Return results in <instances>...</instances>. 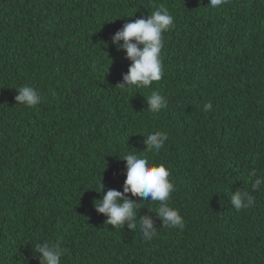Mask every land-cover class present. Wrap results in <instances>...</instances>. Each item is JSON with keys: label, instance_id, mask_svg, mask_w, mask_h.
Returning a JSON list of instances; mask_svg holds the SVG:
<instances>
[{"label": "trees", "instance_id": "16d2710c", "mask_svg": "<svg viewBox=\"0 0 264 264\" xmlns=\"http://www.w3.org/2000/svg\"><path fill=\"white\" fill-rule=\"evenodd\" d=\"M208 4L0 0V264H39L35 243L58 240L61 264H264V185L252 190L249 177L264 176V0ZM160 5L175 25L163 33V76L121 89L131 61L111 38ZM25 84L42 95L35 108L14 99ZM152 90L168 100L158 114ZM157 130L168 140L152 153L144 142ZM129 151L171 172L183 229L130 193L152 240L96 211L102 193L123 190ZM238 190L251 208L232 207Z\"/></svg>", "mask_w": 264, "mask_h": 264}, {"label": "clouds", "instance_id": "9594fccd", "mask_svg": "<svg viewBox=\"0 0 264 264\" xmlns=\"http://www.w3.org/2000/svg\"><path fill=\"white\" fill-rule=\"evenodd\" d=\"M226 4L227 0H209L208 6L219 10ZM174 26L173 15L164 5H160L150 15L125 23L112 36L111 43L116 45L117 50L123 49L126 58L131 61L127 73L122 76V82L117 84L121 89H148L154 82L161 80L163 76V33L170 31ZM120 41L123 43H119ZM17 93L14 99L18 105L35 108L41 103L42 95L30 85L19 86ZM146 101L147 110L152 114H158L161 110L168 108L167 98L155 90L151 91ZM210 110L211 102L205 103L203 111ZM167 140L168 134L157 130L148 133L144 143L149 152L159 153ZM122 160L126 162V179L123 183V190H108L102 193L101 199L94 201L96 211L107 217L105 223L119 229L125 221L131 229H137L139 225L138 230L147 241L158 235L149 217L136 219L137 212L142 205L129 199L126 194L130 193L132 196L146 198L147 202L156 204L154 209L149 210L157 214L163 227L183 229V217L169 203L170 195L175 191V187L170 179L171 172L166 166L162 163L150 162L146 156L135 151H129ZM249 177L253 180L252 190H261V185H264V176L257 175L255 170H250ZM101 191L100 183L99 191L96 192ZM229 199L232 207L238 212L254 205V198L248 191L238 190L234 194L231 193ZM33 250L40 254L39 264H61V258L66 251L59 240L55 243L36 242Z\"/></svg>", "mask_w": 264, "mask_h": 264}]
</instances>
